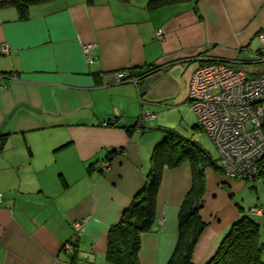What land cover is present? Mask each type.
I'll list each match as a JSON object with an SVG mask.
<instances>
[{"label":"crops","instance_id":"0c3cea01","mask_svg":"<svg viewBox=\"0 0 264 264\" xmlns=\"http://www.w3.org/2000/svg\"><path fill=\"white\" fill-rule=\"evenodd\" d=\"M10 1L0 0V45L10 49L0 54V264H111L108 230L143 187L163 139L158 116L141 121L142 114L157 115L167 100L190 108V78L201 58L244 71L264 63L249 61L260 48L250 45L264 32V0H190L157 9L150 0H46L30 4L25 19ZM86 45H93L89 60ZM150 66L158 69L136 84L113 77ZM190 187L189 164L164 170L155 223L141 235V264L168 263ZM208 190L214 203L212 183ZM208 210L193 264L210 261L242 216L232 210L225 221L215 204ZM75 222L82 228L69 252L64 245Z\"/></svg>","mask_w":264,"mask_h":264},{"label":"trees","instance_id":"16d2710c","mask_svg":"<svg viewBox=\"0 0 264 264\" xmlns=\"http://www.w3.org/2000/svg\"><path fill=\"white\" fill-rule=\"evenodd\" d=\"M42 1L46 0H16L10 1L9 4L16 7L20 19H25L28 15V6ZM186 1L190 0H150L148 7L157 9ZM193 1L196 3L198 0ZM254 57L257 58L249 59V61L263 60L264 49L262 51L260 48L257 49ZM156 69H158L157 66L130 68L127 72H123L127 76L123 83L129 82L133 78H137L139 81ZM138 122L139 120H137L135 127L139 126ZM105 124L108 125L107 122ZM140 129L145 130L146 127ZM193 129L202 130L198 124ZM161 132L163 139L156 144L152 151L149 171L143 187L132 198L117 224L108 230L106 259L111 264H140L141 235L150 232L155 223L156 201L163 172L164 170L176 169L183 163H188L191 167L192 187L179 209L177 243L167 264H193L194 248L206 228V224L199 216L201 205L198 203L199 196L196 194L203 184V169L208 165L215 166V163L195 142L187 140L171 130L161 128ZM3 139L4 135H0V140ZM116 152L109 154L106 160L99 163L98 172L103 171V163L107 162L108 166L110 165L111 161L109 160ZM216 168L218 172L223 173L220 165ZM262 177L264 181V175ZM240 213L242 216L232 223L228 233L219 244L217 253L208 264H264L262 261L264 244L259 242L257 238L258 224L245 216L243 210L240 209Z\"/></svg>","mask_w":264,"mask_h":264},{"label":"built area","instance_id":"2783aa9c","mask_svg":"<svg viewBox=\"0 0 264 264\" xmlns=\"http://www.w3.org/2000/svg\"><path fill=\"white\" fill-rule=\"evenodd\" d=\"M162 39V30L156 32ZM260 50L264 49V32L257 35ZM93 45L83 46V53ZM10 51L6 44L0 45V54ZM202 63L191 74L188 101L197 124L215 144L219 165L226 178L246 180L264 175V71L249 74L217 59L201 58ZM264 60V59H263ZM117 83L127 78L123 72H114ZM1 78V76H0ZM137 78L129 82L136 84ZM3 85L0 83V90ZM156 114L145 112L141 121L153 120ZM145 129L144 122L140 128ZM102 168H108L103 163ZM262 215L261 210L255 211ZM73 235L64 245L72 252L74 242L80 235L82 224L75 222Z\"/></svg>","mask_w":264,"mask_h":264},{"label":"rangeland","instance_id":"374dc122","mask_svg":"<svg viewBox=\"0 0 264 264\" xmlns=\"http://www.w3.org/2000/svg\"><path fill=\"white\" fill-rule=\"evenodd\" d=\"M257 42L250 45V48L257 49L258 46H260ZM248 58H250V56ZM244 69L246 72L254 73L259 70H263L264 63L249 64L244 66ZM164 103L165 104L163 106H158L159 108H156V110L154 109V112L157 113L156 116H158L157 121H159V126L164 129L171 130L187 140L195 142L215 163V166L208 165L203 169V184L199 188V192L197 194L195 193L199 196L198 203L201 205V209L199 210L201 220L203 217L207 218L209 211L208 208H210V205L212 207V204H215L216 207L223 212L225 221L230 219V212L232 210L239 211L241 209L245 213V216L258 224L259 232L257 238L259 242L264 244L263 177L258 176L246 180H230L232 183L226 180L227 182L224 183V181L220 178L226 179V177L223 173L218 172V169L216 168V166L219 165L218 150L205 132L193 129V127L197 125V119L194 113L190 110L189 105L187 103H183L177 106L174 105V102L171 100L164 101ZM211 183L215 188L213 192H217L214 203H212L211 197L208 195V189L211 186ZM259 209L262 212L260 217L256 212H254V210L258 211ZM262 261H264V253L262 255ZM146 262L147 264H151L149 260Z\"/></svg>","mask_w":264,"mask_h":264}]
</instances>
